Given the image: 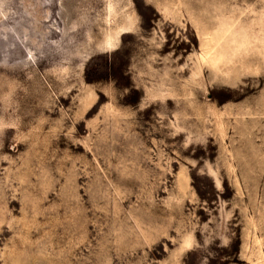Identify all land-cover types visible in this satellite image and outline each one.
Masks as SVG:
<instances>
[{"label":"rangeland","instance_id":"374dc122","mask_svg":"<svg viewBox=\"0 0 264 264\" xmlns=\"http://www.w3.org/2000/svg\"><path fill=\"white\" fill-rule=\"evenodd\" d=\"M0 264H264V0H0Z\"/></svg>","mask_w":264,"mask_h":264},{"label":"bare ground","instance_id":"6f19581e","mask_svg":"<svg viewBox=\"0 0 264 264\" xmlns=\"http://www.w3.org/2000/svg\"><path fill=\"white\" fill-rule=\"evenodd\" d=\"M130 28H131V23H127V24H125L124 26H122V27L119 29L118 35H121V34H123V33L128 32V31H129L128 29H130ZM107 44H108V46L112 47V46L114 45V41H113L112 39H109V40L107 41Z\"/></svg>","mask_w":264,"mask_h":264},{"label":"trees","instance_id":"16d2710c","mask_svg":"<svg viewBox=\"0 0 264 264\" xmlns=\"http://www.w3.org/2000/svg\"><path fill=\"white\" fill-rule=\"evenodd\" d=\"M124 34H126V33H124Z\"/></svg>","mask_w":264,"mask_h":264}]
</instances>
